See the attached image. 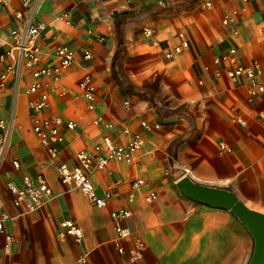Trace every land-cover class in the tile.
I'll list each match as a JSON object with an SVG mask.
<instances>
[{
	"label": "crops",
	"instance_id": "0c3cea01",
	"mask_svg": "<svg viewBox=\"0 0 264 264\" xmlns=\"http://www.w3.org/2000/svg\"><path fill=\"white\" fill-rule=\"evenodd\" d=\"M207 2L211 6H207ZM14 10L22 13L17 19ZM237 11V32L222 19ZM28 21L44 23L39 37L45 63L55 64V49L69 45L74 64L66 69L51 93L47 114L75 121L76 129L62 130L64 141L51 159L32 129L24 71L17 80L1 55L10 47L12 31ZM154 34L147 37L144 29ZM189 47L172 58L167 50ZM0 117L11 124L10 146L0 169V213L17 214L7 183H23L24 175L43 173L56 197L41 209L9 220L7 233L15 240L6 251L0 233V264H74L88 253V264H247L254 239L228 210L213 208L186 197L177 180L189 175L199 183L234 191L250 208L264 213V94L250 100L242 80L233 82L215 58L230 46L239 62L258 63L264 83V0H0ZM91 58L85 57V51ZM90 74L96 85V108L90 110L77 95L79 82ZM129 101V106L125 102ZM102 115L117 124L113 135L125 143L122 126L141 132L145 144L133 164L111 162L92 176L99 194L113 186L114 196L99 208L80 189H68L57 165L76 164V152L92 149L102 131L94 119ZM159 121L146 131L142 120ZM232 148L222 154L220 143ZM21 162L15 169L13 160ZM183 166L190 169L183 173ZM142 187L133 211L132 226L145 242L143 258L131 262L113 245L112 211L126 205L133 179ZM153 202H145L149 191ZM72 218L82 228L81 243L61 238L60 222ZM125 246L134 244L132 238Z\"/></svg>",
	"mask_w": 264,
	"mask_h": 264
},
{
	"label": "built area",
	"instance_id": "2783aa9c",
	"mask_svg": "<svg viewBox=\"0 0 264 264\" xmlns=\"http://www.w3.org/2000/svg\"><path fill=\"white\" fill-rule=\"evenodd\" d=\"M97 1V0H93ZM248 1V0H245ZM25 7H30L32 0H22ZM40 0H37L39 3ZM210 7L211 3L207 2ZM17 19H21L22 13L14 10ZM237 11L227 14L223 17L222 22L230 25L237 32ZM45 29L44 23L34 24L31 21L23 28H17L12 31L13 41L10 47L1 55V58L9 61L8 72L14 74L16 79L22 75L24 71H28L32 80L27 88V92L31 95L37 94L36 97L29 99V108L32 114V129L37 135L41 145H43L49 153L51 159H56L59 154V145L64 141L62 130L76 129L75 121H64L57 115L47 114L45 111L50 108L51 93L57 89V83L60 82L63 72L70 68L75 62V55L69 45H58L55 49V57L57 62L53 65L45 63L44 50L39 44V37ZM147 37H152L154 31L147 27L144 29ZM181 44L171 50H167L165 55L168 58L174 57L181 53L184 48L189 47V41L183 32L179 33ZM5 41L0 38V47ZM85 57L91 58V52L85 51ZM219 71L225 69L226 74L233 82L244 81L248 87L249 98H254L260 94H264V83L260 81L259 76L261 69L258 63L245 65L239 62L237 50L234 46H230L222 55L215 58ZM8 74V73H7ZM7 74L0 73V85H5ZM79 93L77 98L83 100L90 110L96 108V85L90 74L86 75L79 82ZM129 106V101L125 102ZM94 124L102 131V138L92 149L82 148L76 152V164L69 165L61 162L57 165V171L60 181L68 187V189H80L87 197L89 202L99 208L106 207L110 199L114 196L113 186L109 187L103 194L96 191L92 176L107 168L111 162H119L133 164L136 161L137 153L143 148L145 139L141 132H132L128 126H122V133L127 136L125 143L118 142L113 135L116 122L107 120L102 115H98L94 119ZM141 126L146 131H152L160 127L159 121L142 120ZM11 124L0 117V169L7 155L10 146ZM220 151L222 154L231 153L232 148L225 142L220 143ZM13 166L19 170L21 162L13 160ZM183 173L189 174L190 169L183 166ZM146 181L142 177L133 179L130 188L126 194V205L112 211V218L115 224V237L113 245L116 250L125 255L131 262H137L143 258L146 250L145 242L138 236L136 230L132 226L133 211L131 206L136 202L137 197L142 190ZM8 191L12 198V204L17 209L15 216L7 211L0 213V233L5 234L6 244L5 250L15 240V237L7 233V224L9 220L16 216L33 213L46 203L56 197L49 181L43 173L32 177L24 175L23 183L17 184L13 181L7 183ZM158 197V193L154 190L149 191L144 196L145 202H153ZM59 235L61 238L73 237L77 242L83 241L84 233L82 228L72 218H64L60 222ZM132 238L134 244L131 247L125 246V241ZM2 255L0 254V260ZM74 264H88V253L84 252L75 261Z\"/></svg>",
	"mask_w": 264,
	"mask_h": 264
},
{
	"label": "water",
	"instance_id": "95a60500",
	"mask_svg": "<svg viewBox=\"0 0 264 264\" xmlns=\"http://www.w3.org/2000/svg\"><path fill=\"white\" fill-rule=\"evenodd\" d=\"M181 192L191 200L213 208H222L233 214L251 233L253 252L247 264H264V213L247 206L238 195L224 187L199 183L189 175L177 180Z\"/></svg>",
	"mask_w": 264,
	"mask_h": 264
}]
</instances>
